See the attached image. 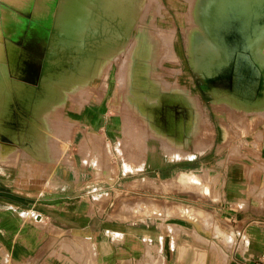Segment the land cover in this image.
<instances>
[{
  "label": "rangeland",
  "instance_id": "rangeland-1",
  "mask_svg": "<svg viewBox=\"0 0 264 264\" xmlns=\"http://www.w3.org/2000/svg\"><path fill=\"white\" fill-rule=\"evenodd\" d=\"M100 1L107 10L112 8L109 13L94 9L86 0H0L1 54L5 51L10 55L16 48L17 70L25 71L24 64L36 63L37 66L30 65L31 76L28 71L18 76L11 72L8 56L1 58V118L13 115L20 139H23L26 117V132L33 149H40L37 145L46 135L49 146L53 148L52 136L59 135L61 131L51 115L56 98L60 103L64 101L65 106L61 108L73 109L90 97L95 103L103 99L102 104L109 102L115 109L123 108L129 123L126 135L138 143V147L144 145L134 154L143 150L156 154L159 150L162 160L178 161L183 156L164 152L159 138L171 134L177 137V141L173 137L169 140L180 143V137L185 133L183 120L190 117L192 110L194 115L191 114L187 135L193 132L187 140L182 139V145L190 147L203 139L211 141L216 137L218 148L211 147L202 156L207 159L216 152L223 159L208 170L193 171L199 179L194 180L196 184H192V188L198 189L200 195L217 194L218 182L204 178L201 173L226 171L233 178L246 175L254 179L248 188L250 195L252 190L254 193H259L260 189L263 191L260 163L264 159V34L255 47V61L252 50L256 37L240 42L237 29L232 26L251 17L249 0ZM114 7L130 10L132 22L129 20L124 26H119L121 14L115 9L114 13ZM258 16V24L264 22V12ZM126 28L130 30L128 33ZM171 32L175 55H170L166 48ZM47 74L52 75L47 79ZM133 90L140 93L135 94ZM19 95L28 97L27 101ZM10 96L14 98L11 100ZM256 101L261 103L257 106ZM18 103L24 108L21 109ZM24 109H28V113ZM174 118L179 120L180 135L173 128ZM68 126L65 120V135L57 139L60 142L67 139ZM9 127L13 125L1 119L0 138ZM144 138L146 146L142 144ZM84 142L92 150H83L87 149ZM81 144L86 154L84 160L103 168L106 158L97 153L105 142L101 138L93 140L87 133L81 136ZM155 144L159 149L153 152ZM177 153L181 154L180 150ZM177 181L186 182L179 177ZM203 181L212 187L210 193L203 191ZM257 182L261 185L258 186ZM148 217L153 219L154 216ZM174 228H171L172 232L178 236L180 232ZM226 244L232 249L233 239L230 237ZM212 246L221 253L217 243H212ZM242 246L240 242L238 247Z\"/></svg>",
  "mask_w": 264,
  "mask_h": 264
},
{
  "label": "crops",
  "instance_id": "crops-1",
  "mask_svg": "<svg viewBox=\"0 0 264 264\" xmlns=\"http://www.w3.org/2000/svg\"><path fill=\"white\" fill-rule=\"evenodd\" d=\"M4 54L0 45V61ZM89 99L75 109L61 108L65 104L58 98L53 102L51 115L61 129L51 135L53 148L46 135L40 149H33L26 117L20 139L14 116H0L13 125L0 138V264H264V189L250 195L254 179L233 178L226 171L201 173L218 182V193L210 196L187 181L193 171L223 160L216 152L202 156L218 148L216 137L182 145L193 132L187 135L194 111L183 120L180 143L170 141H177L171 134L159 138L164 152L183 158L162 160L159 150L134 154L144 145L138 147L126 135L129 123L122 107ZM65 120L68 136L60 142ZM178 122L174 118L172 125L180 135ZM87 133L105 142L97 153L106 158L103 168L84 160L81 136ZM260 164L264 183V159ZM182 176L185 183L177 181ZM230 237L232 249L226 247Z\"/></svg>",
  "mask_w": 264,
  "mask_h": 264
},
{
  "label": "bare ground",
  "instance_id": "bare-ground-1",
  "mask_svg": "<svg viewBox=\"0 0 264 264\" xmlns=\"http://www.w3.org/2000/svg\"><path fill=\"white\" fill-rule=\"evenodd\" d=\"M87 1V4H89L90 6H92L94 9H96V10H98V11H104V12H108V11H111V9L112 8H110V9H106L105 7H103L102 5H101V1L100 0H86ZM249 6H250V9H251V12L250 13H252V15H251V17L249 18V20H239L236 24H233L232 26H235L236 27V29H237V31H236V34L238 35L237 37H238V39H239V41L240 42H242V41H248L249 39L251 40V37L252 36H254V37H256L255 38V41H254V48H253V50H252V55H253V57H254V59H255V61H256V52L254 51V49H255V47H256V45L258 44V41H260L261 39V37L263 36V34H264V22H261V23H259L258 24V20L260 19L259 18V16L258 15H260V17H261V15H262V13L264 12V0H249ZM208 8V7H207ZM116 10L117 11V13H119V14H121L120 15V20H119V26H124V24L125 23H127V21L129 22V20L130 19H133V13L130 11V10H128L127 8H125V9H120V8H118L119 10H117L115 7L113 8V10ZM115 10H114V13H115ZM227 11V10H226ZM109 13V12H108ZM116 13V16L117 15H119V14H117ZM113 14V13H112ZM111 14V15H112ZM114 17V16H113ZM106 18V17H105ZM117 20V19H116ZM105 22V21H104ZM130 22H132L131 20H130ZM101 23H103L102 21H101ZM108 23V22H107ZM134 23V22H133ZM104 24V23H103ZM101 25V24H100ZM112 25V24H111ZM106 26V25H105ZM108 26H109V24H108ZM102 27H104V25L102 26ZM126 27H128L127 25H126ZM131 27V26H130ZM125 28H123V30H124ZM119 30V29H118ZM129 30V29H128ZM128 30H127V28H126V31H127V33H128ZM138 30H140V29H138ZM130 31V30H129ZM109 33H111V32H109ZM125 33V32H124ZM172 34H171V36L166 40V43H167V46L168 47H166V48H168V50H169V53H170V55H175V52H174V45H173V32H171ZM118 34V33H117ZM126 34V33H125ZM91 35V34H90ZM98 35V34H97ZM119 35V34H118ZM136 35V34H135ZM139 36V35H138ZM234 36V35H233ZM91 37V36H90ZM111 37V36H110ZM93 38V37H92ZM234 38V37H233ZM141 40V39H140ZM233 40V39H232ZM58 41V40H57ZM56 41V42H57ZM94 41H96V40H94ZM55 42V41H54ZM56 42H55V44H56ZM61 42V41H60ZM63 43V42H62ZM134 43H135V41H134ZM213 43V42H212ZM51 44H53V43H51ZM140 44V43H139ZM16 45V44H15ZM59 45L61 46V44L59 43ZM54 46H56V45H54ZM63 46V45H62ZM86 46H87V44H86ZM136 46H137V44H136ZM166 46V45H165ZM14 47V46H13ZM56 47H58V46H56ZM135 47V46H134ZM53 48H55V47H53ZM52 48V49H53ZM61 48V47H60ZM56 49V48H55ZM219 49V48H218ZM51 50V49H50ZM58 50H60V49H58ZM243 50V49H242ZM11 51V50H10ZM126 51V50H125ZM15 53V54H13V53ZM12 52H10V55H9V53H7V54H4V56H3V58L2 59H4L6 56H8V58H9V61L11 62V63H9V64H11V72L12 73H14V74H18V76L20 75H23L24 74V72H26V71H28V72H33V71H31V64L29 65V64H24V66H25V71H20V70H17L16 68H17V65L15 64V60L17 59L16 58V56L14 57V55H16V53H17V55H18V51H17V49L15 48V50L14 51H12ZM49 52V51H48ZM221 53H223V52H221ZM238 53V52H237ZM29 54V53H28ZM225 54V53H224ZM20 55V54H19ZM169 55V54H168ZM28 56V55H27ZM216 56V55H215ZM248 56V55H247ZM25 57V56H24ZM169 57H172V56H169ZM28 58H29V56H28ZM36 58V57H35ZM223 58V57H222ZM243 58V57H242ZM27 59V58H26ZM30 59H31V57H30ZM137 59V58H136ZM219 59V58H218ZM43 60H44V58H43ZM214 60V59H213ZM224 60V59H223ZM235 60V59H234ZM245 60V59H244ZM26 61H29L28 59L26 60ZM39 61V60H38ZM222 61V60H221ZM8 62V61H7ZM22 62V61H21ZM33 62V61H32ZM54 62V61H53ZM53 62L51 63V64H53ZM136 62V61H135ZM25 63V62H24ZM50 63V62H49ZM213 63V62H212ZM255 63V62H254ZM257 63L258 64H261L260 62H258V60H257ZM34 65L36 64V63H33ZM32 64V65H33ZM63 64V63H62ZM65 64V63H64ZM224 64V63H223ZM227 64V63H226ZM228 65H229V61H228ZM227 65V66H228ZM262 65V64H261ZM21 66V65H20ZM36 66V65H35ZM56 66V65H55ZM213 66H215V65H213ZM264 66V65H263ZM32 67H34V66H32ZM37 67V66H36ZM209 67V66H208ZM35 68V67H34ZM10 69H8V70H10ZM23 69V68H22ZM262 69V68H261ZM33 70V69H32ZM69 70V69H68ZM247 70V69H246ZM62 71V70H61ZM208 72H209V69L207 70ZM258 71V70H257ZM10 72V73H11ZM36 72V71H35ZM34 72V73H35ZM207 72V73H208ZM37 73V72H36ZM33 73H31L30 74V76L32 75ZM65 74V73H64ZM52 75V74H51ZM51 75H49V76H51ZM14 76V75H13ZM34 76V75H33ZM45 76V75H44ZM43 76V77H44ZM48 76V74H47V76H45V78H47V77H49ZM34 78V77H33ZM42 78V77H41ZM138 78V77H137ZM48 79V78H47ZM43 80V79H42ZM137 81H139V80H137ZM23 83V82H22ZM47 83V82H46ZM45 83V84H46ZM20 84V83H19ZM18 85V84H17ZM23 85V84H22ZM26 85H29L30 86V84H26ZM29 86L27 87L28 89H29ZM33 87V86H32ZM17 88L19 89V87L17 86ZM18 89H16V91L18 92ZM33 89V88H32ZM21 90H22V86H21ZM37 90H38V88H37ZM11 91H13V90H11ZM133 91H136V93L135 94H139L140 92L139 91H137V90H133ZM38 92V91H37ZM36 92V93H37ZM29 93V92H28ZM28 93H26V94H28ZM10 95H13L14 96V94H11L10 93ZM16 95V94H15ZM22 95V94H21ZM21 95H19V97L21 98V99H23V100H26L27 101V98L28 97H24V95L23 96H21ZM35 95V94H34ZM34 95H32V97L34 96ZM13 96H10V99L12 100V98H14ZM36 97H37V95H35ZM34 96V97H35ZM256 96V95H255ZM9 97V96H8ZM12 97V98H11ZM243 97V96H242ZM241 97V98H242ZM249 98V97H248ZM15 100H16V97H15ZM262 100V99H261ZM10 102V101H9ZM18 102V101H17ZM257 102V101H256ZM13 103H14V100H13ZM24 103H26V102H24ZM255 103V102H254ZM261 103V102H260ZM259 103V101L257 102V106H258V104H260ZM250 104H252V103H250ZM15 105V104H14ZM39 105V104H38ZM37 105V106H38ZM255 105V104H254ZM37 106H36V108H37ZM144 106V105H143ZM147 107V106H146ZM260 108V107H259ZM22 109V108H21ZM30 109V108H29ZM35 110V109H34ZM24 112V111H23ZM259 112H261L260 110L258 111V113ZM260 114V113H259ZM263 117V116H262ZM29 134V133H28ZM31 136V135H30ZM32 137V136H31ZM29 139V138H28ZM31 142V141H30ZM97 158V157H96ZM98 159V158H97ZM97 159H96V161H97ZM100 159H98V161H99ZM103 162V161H102ZM101 162V163H102ZM98 163V162H97ZM100 163V162H99ZM100 163V164H101ZM105 165V164H104ZM127 169V168H126ZM187 177V181H192V182H194V180L196 181L197 180V176H192V177H190V176H186ZM182 178L184 179L185 177L184 176H182ZM198 181V180H197ZM203 191H205V193L206 192H208L209 191V186H208V184H204L203 185ZM163 262V259H160V263H162Z\"/></svg>",
  "mask_w": 264,
  "mask_h": 264
}]
</instances>
